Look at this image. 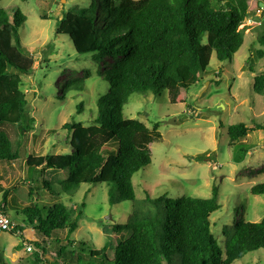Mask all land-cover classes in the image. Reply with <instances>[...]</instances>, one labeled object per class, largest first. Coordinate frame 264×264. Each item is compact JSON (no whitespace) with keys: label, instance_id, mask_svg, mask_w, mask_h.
Returning <instances> with one entry per match:
<instances>
[{"label":"trees","instance_id":"obj_1","mask_svg":"<svg viewBox=\"0 0 264 264\" xmlns=\"http://www.w3.org/2000/svg\"><path fill=\"white\" fill-rule=\"evenodd\" d=\"M253 0H91L89 4L63 6L55 22L56 34L67 35L78 54H91L99 62L109 58V88L96 100V115L84 125L70 121L62 125L68 133L69 154H28V172L37 170L36 180L53 194L57 185L69 201L81 184H106L109 205L131 202L125 223L114 224V245L90 250L89 258L63 250L58 232L68 236L77 228L81 211L63 202L39 206L29 201L15 206L25 223L46 240L56 244L52 264H231L249 252L264 249V216L258 222L240 220L222 227L220 247L211 230L210 215L219 207L215 185L207 198L167 195L152 198L148 193L135 199L132 176L151 163L150 144L161 138L158 123L148 128L142 121L122 112L133 93L160 96L172 82L187 90L199 82L209 66L211 55L230 60L244 41V24L249 2ZM264 3V0H258ZM257 2V5L259 4ZM26 15L18 6L0 7V161L13 162L34 117L28 95L21 89L22 76L33 71L34 59L22 44L19 28ZM254 56L264 59V17L257 31ZM248 61H251L249 57ZM249 70L252 67L249 66ZM75 83L82 88L84 78ZM252 89L264 92V72L253 78ZM81 105L77 106L81 110ZM255 128H262L255 125ZM253 130L243 122L227 125L228 147L236 148V161L248 151L243 139ZM199 159L205 158L199 156ZM5 203L8 191L0 187ZM33 190L30 188V194ZM252 195H264V182L250 187ZM81 207L84 203L81 202ZM18 224L10 231L24 240ZM83 255V256H82ZM35 255V263L42 264ZM0 262H3L0 255Z\"/></svg>","mask_w":264,"mask_h":264},{"label":"rangeland","instance_id":"obj_2","mask_svg":"<svg viewBox=\"0 0 264 264\" xmlns=\"http://www.w3.org/2000/svg\"><path fill=\"white\" fill-rule=\"evenodd\" d=\"M90 2L0 0V7L9 10L18 6L26 15L19 35L34 59L33 71L22 76L21 84L28 95L34 129L28 132L18 160L0 161V187L8 191L4 202L6 214L23 228L24 237L22 240L16 234L0 232V255L6 263L36 264L37 254L42 264H52L57 253L56 244L49 239L44 252L31 243L37 241L41 245L42 237L25 223L22 214L13 210L19 211L15 206L23 207L29 201L39 206L63 202L81 211L77 228L68 236L69 243L65 230L57 235L65 252L82 249L87 260L90 250L104 246L111 250L112 226L125 223L131 211V202L109 205L106 184H81L71 201L58 194L57 185L52 194L36 180L37 170L28 172L26 164L28 154H69L68 133L62 125L72 120L90 124L96 115L97 98L109 88L103 75L107 74L111 60L106 57L96 62L91 54H78L67 35L56 34L55 22L65 10L63 6ZM257 2H249L248 17L242 24L244 41L230 60L219 61L212 54L199 82L189 89L179 90L169 82L160 96L133 93L122 108L126 116L142 121L148 128L158 123L161 134L159 140L150 144L151 163L132 176L135 199L144 198L146 193L152 198H207L215 185L220 207L211 213L210 222L220 247L224 242V225L240 220L258 222L264 216V195L250 193L251 186L264 182V92L257 94L252 89L254 76L264 72V59H256L253 54L258 45L260 19L264 17V6ZM4 68L1 64L0 70ZM82 77V88L71 83ZM237 122L253 129L242 140L248 151L240 161H236L237 149L228 147L226 132L227 125ZM1 199L2 192L0 205ZM79 264H86V260L81 259ZM231 264H264V249L249 252Z\"/></svg>","mask_w":264,"mask_h":264},{"label":"built area","instance_id":"obj_3","mask_svg":"<svg viewBox=\"0 0 264 264\" xmlns=\"http://www.w3.org/2000/svg\"><path fill=\"white\" fill-rule=\"evenodd\" d=\"M16 226L17 223L0 209V232H10ZM27 249L30 250V247L28 246Z\"/></svg>","mask_w":264,"mask_h":264},{"label":"crops","instance_id":"obj_4","mask_svg":"<svg viewBox=\"0 0 264 264\" xmlns=\"http://www.w3.org/2000/svg\"><path fill=\"white\" fill-rule=\"evenodd\" d=\"M32 229V228H31ZM33 230V229H32ZM25 231V230H24ZM34 231V230H33ZM24 236H25V239H26V237H27V235L26 234H24Z\"/></svg>","mask_w":264,"mask_h":264},{"label":"water","instance_id":"obj_5","mask_svg":"<svg viewBox=\"0 0 264 264\" xmlns=\"http://www.w3.org/2000/svg\"><path fill=\"white\" fill-rule=\"evenodd\" d=\"M259 5L264 6V4L259 3Z\"/></svg>","mask_w":264,"mask_h":264}]
</instances>
